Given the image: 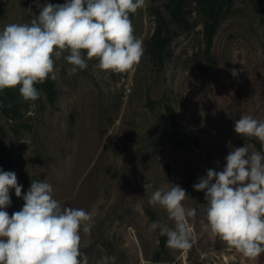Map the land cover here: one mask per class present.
Wrapping results in <instances>:
<instances>
[{"label": "rangeland", "instance_id": "1", "mask_svg": "<svg viewBox=\"0 0 264 264\" xmlns=\"http://www.w3.org/2000/svg\"><path fill=\"white\" fill-rule=\"evenodd\" d=\"M165 1L146 0L131 14L144 48L132 70L105 73L92 59L69 74L72 65L62 56L54 103L44 95L16 120L0 115L10 171L22 186L19 198L10 190L6 211L21 210L32 181L46 180L63 205L92 214L91 231H81L89 264L105 256L115 258L109 264H264V254L251 261L211 234L205 193L193 188L208 169L223 170L232 149L246 144L262 151L257 138L237 134L234 124L245 114L264 120V0H234L224 11L212 60L195 3L188 5L192 25L182 29ZM0 2L2 30L30 23L45 2L65 0ZM158 12L172 28L163 63L151 58L147 44ZM146 183L153 187L145 192ZM172 184L188 194L184 206L196 209L188 250L162 249L159 228L150 229L152 222L174 227L163 208L149 204L153 191Z\"/></svg>", "mask_w": 264, "mask_h": 264}, {"label": "clouds", "instance_id": "2", "mask_svg": "<svg viewBox=\"0 0 264 264\" xmlns=\"http://www.w3.org/2000/svg\"><path fill=\"white\" fill-rule=\"evenodd\" d=\"M146 0H65L47 3L30 23H9L0 30V91L19 86L24 101H36V85L55 80L56 60L62 56L72 67L69 74L88 67L105 73H125L139 64L143 41L135 35L130 14L145 7ZM65 53H68L66 56ZM234 131L257 138L264 148V120L242 115ZM23 143V142H22ZM221 171L208 169L193 185L205 193V215L213 236L244 257L255 261L264 254V152L250 151L245 144L232 149ZM145 192L153 187L143 185ZM21 197L22 186L12 171L0 169V264H89L81 251V231L89 233L92 214L83 208L63 205L53 197L46 180L32 181L23 195L21 210L9 215L10 190ZM186 191L172 184L152 192L150 205H159L174 227L150 224L166 236V246L188 250L193 236L189 220L195 208L183 204ZM102 257L97 264H109Z\"/></svg>", "mask_w": 264, "mask_h": 264}, {"label": "trees", "instance_id": "3", "mask_svg": "<svg viewBox=\"0 0 264 264\" xmlns=\"http://www.w3.org/2000/svg\"><path fill=\"white\" fill-rule=\"evenodd\" d=\"M233 1L234 0H166L164 6L171 16L172 21L180 28L187 29L192 25L191 19L188 15V5L190 3H195L196 10L204 18L203 24L206 52L212 60L213 56H211V51L214 37L222 21L224 11L231 8ZM2 9L3 4L1 3L0 11ZM171 40L172 28L166 21L164 15L161 12H158L157 25L147 41L150 56L155 62L163 63L165 52ZM36 87L41 90V96L39 99L45 95L50 102L54 103L56 101L58 90L55 80L49 78L43 84H37ZM31 104L32 101H24L22 99L19 93V86L0 91V115L7 117L8 119H18ZM260 150L263 151L264 149L261 147ZM12 166L13 159L8 153L6 143L0 137V169L3 171H10ZM160 244L163 249L166 244L164 236H161Z\"/></svg>", "mask_w": 264, "mask_h": 264}]
</instances>
